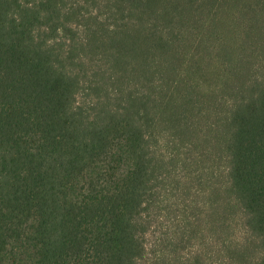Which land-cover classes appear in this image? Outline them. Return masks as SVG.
<instances>
[{"label":"trees","instance_id":"obj_1","mask_svg":"<svg viewBox=\"0 0 264 264\" xmlns=\"http://www.w3.org/2000/svg\"><path fill=\"white\" fill-rule=\"evenodd\" d=\"M0 264H264V0H0Z\"/></svg>","mask_w":264,"mask_h":264}]
</instances>
